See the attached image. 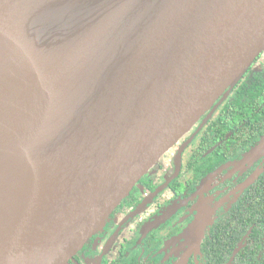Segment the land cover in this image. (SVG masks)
<instances>
[{"label":"water","instance_id":"water-1","mask_svg":"<svg viewBox=\"0 0 264 264\" xmlns=\"http://www.w3.org/2000/svg\"><path fill=\"white\" fill-rule=\"evenodd\" d=\"M263 51L264 0H0V264H67Z\"/></svg>","mask_w":264,"mask_h":264},{"label":"flooded vegetation","instance_id":"flooded-vegetation-1","mask_svg":"<svg viewBox=\"0 0 264 264\" xmlns=\"http://www.w3.org/2000/svg\"><path fill=\"white\" fill-rule=\"evenodd\" d=\"M222 98L67 264H264V51Z\"/></svg>","mask_w":264,"mask_h":264},{"label":"bare ground","instance_id":"bare-ground-1","mask_svg":"<svg viewBox=\"0 0 264 264\" xmlns=\"http://www.w3.org/2000/svg\"><path fill=\"white\" fill-rule=\"evenodd\" d=\"M3 44L6 45V43ZM0 69L2 70V75L0 72V78L5 82L0 88V96H2L5 93L9 94L12 90L14 91L16 84L18 87L19 83L12 77L7 76V73H3V71L6 70L4 69V64L2 65V63H0ZM2 101L3 99L0 97V104ZM19 124L20 126L17 133L7 134L6 141L9 147L6 150L2 149L0 151V179L2 174L6 171H11V174L16 177L24 173V170L27 169V161L24 157L22 148L24 145H30L35 136V132H32V126L29 125L27 127V125L22 122Z\"/></svg>","mask_w":264,"mask_h":264},{"label":"trees","instance_id":"trees-1","mask_svg":"<svg viewBox=\"0 0 264 264\" xmlns=\"http://www.w3.org/2000/svg\"><path fill=\"white\" fill-rule=\"evenodd\" d=\"M241 92H239V95L241 96ZM231 104H233V105H237V104H240V103H238L237 101H232L231 102ZM234 113H237V110H234ZM235 120H237V118H235Z\"/></svg>","mask_w":264,"mask_h":264}]
</instances>
